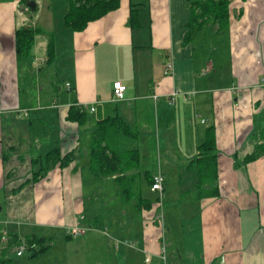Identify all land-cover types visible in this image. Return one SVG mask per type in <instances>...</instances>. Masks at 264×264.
Returning <instances> with one entry per match:
<instances>
[{"label":"crops","instance_id":"obj_1","mask_svg":"<svg viewBox=\"0 0 264 264\" xmlns=\"http://www.w3.org/2000/svg\"><path fill=\"white\" fill-rule=\"evenodd\" d=\"M68 10L65 0H0V238L9 236L6 244L0 240V264H38L54 260L56 251L64 264H264V155L241 163L264 122V0H230L228 26L219 30L210 21L188 42L189 0H120L81 32L65 26ZM21 27L42 33L31 58L19 63ZM21 78L30 87L35 78L36 104L21 100ZM117 82L127 88L123 100L114 98ZM73 106L89 107L84 125L68 119ZM117 116L133 132L119 135L118 150L140 154L127 174L140 191L126 204L118 175L90 170L92 134ZM33 122L47 129L33 134ZM212 125L220 193L199 201L190 163ZM56 148L75 159L34 181ZM159 173L162 200L150 186ZM139 197L152 199L151 207L137 211ZM75 228L85 232L73 236ZM14 238L51 242L46 252L23 259L18 246H9Z\"/></svg>","mask_w":264,"mask_h":264},{"label":"trees","instance_id":"obj_2","mask_svg":"<svg viewBox=\"0 0 264 264\" xmlns=\"http://www.w3.org/2000/svg\"><path fill=\"white\" fill-rule=\"evenodd\" d=\"M29 0H22L27 2ZM69 3V10L64 17V24L74 32H81L94 21L103 18L108 13L119 8L120 0H65ZM191 16L188 23V30L185 41L192 39V36L198 32L206 23L213 21L219 26V30L225 29L229 24L230 0H189ZM138 10L133 8L130 16L131 27L138 28ZM42 33V29L33 27H21L16 31V54L19 63L28 61L33 53L36 37ZM49 61L54 56L53 37L49 40L48 46ZM82 108V109H81ZM68 119L84 125L87 119L86 110L83 107H71ZM36 129H47L45 125L39 122L31 123V133ZM45 132V131H44ZM46 133V132H45ZM121 133L132 135L133 132L120 117H110L97 124L92 134V143L90 150V170L99 177L118 175L117 181L120 185V192L123 202L129 203L136 194H139L140 186L129 183L127 174L136 169L140 154L138 150L121 152L118 150V138ZM258 143L252 153L247 154L242 159V164L257 160L264 155V122L257 131L254 132ZM34 134V133H33ZM39 159V158H38ZM75 159L73 153L62 156L61 151L56 148L50 151L46 157V168H41L33 172V180H38L41 176L60 164L61 167L67 166ZM37 160V162H39ZM235 162L240 163L238 154L235 155ZM197 169L198 181L194 196L197 200L215 197L219 195L217 185L218 179V155L216 152V137L214 125L206 129V138L203 143L198 145V153L190 163ZM153 183V177L150 178V186ZM22 188V187H21ZM137 201L136 209L150 208L152 199H143ZM155 200V199H154ZM48 241V243H47ZM50 240L46 238H28L24 242L14 238L9 246L17 247L26 243L29 250L33 253L31 258L46 252L50 247Z\"/></svg>","mask_w":264,"mask_h":264},{"label":"built area","instance_id":"obj_3","mask_svg":"<svg viewBox=\"0 0 264 264\" xmlns=\"http://www.w3.org/2000/svg\"><path fill=\"white\" fill-rule=\"evenodd\" d=\"M172 71H173V65L168 63L166 65V68H165V73L170 74V72H172ZM67 87L70 89V84H67ZM126 90H127L126 86L123 85L122 83H120V82L114 83L113 92H114L115 100L125 99ZM177 95H178V93L175 92L170 96L169 100H170L171 104L174 103ZM81 107H83L84 109H89V107H87V106H81ZM90 110L93 112V111H95V108L92 107ZM23 112L26 114V111H23ZM164 183H165V177L162 174L159 173V174H156L153 176V183L151 186V191L158 194L160 197V200H162V197H163ZM84 232H85L84 230H79V229L75 228L71 231V234L73 236H78ZM0 240L3 244L8 243L9 236L7 235V232H4L1 235ZM129 246L133 247L134 243H130ZM27 249H29V247L26 245V243H22L20 246H18L17 255L22 256L23 254H25V251ZM166 250H167L166 246H163L162 250H161V256L163 258H165V256H166Z\"/></svg>","mask_w":264,"mask_h":264},{"label":"rangeland","instance_id":"obj_4","mask_svg":"<svg viewBox=\"0 0 264 264\" xmlns=\"http://www.w3.org/2000/svg\"><path fill=\"white\" fill-rule=\"evenodd\" d=\"M21 80H22V78L20 79V85H19L20 98L23 101L27 100V102H31L33 100V104H36V102L38 100V94H37V90L33 89L35 86V81H36L35 78H33V80H32V86L31 87H30V84H27L26 82H23ZM46 92H47V90H44V94H46ZM169 103L171 104L170 101H169ZM147 158L151 161V163L154 162L152 159V154L147 155ZM143 187H145V186L143 185ZM120 197H122V196H120ZM124 204H126V203H124ZM92 235H93V233L89 232L87 234V236L84 235V236L80 237V240L83 242V244H81V245L84 246V243H87V245H89L90 240H88V238L91 237ZM55 242H56V240H55ZM71 245H72V247L74 246V244H71ZM30 253H31V251L29 249H27L25 251V257L23 259H29L31 257V256H29ZM52 258H54V260H47V258H42V260H39L38 264H52L51 262H53V261H55L56 264H64L62 261V257L59 255V253L57 251L55 252L54 256H52Z\"/></svg>","mask_w":264,"mask_h":264},{"label":"water","instance_id":"obj_5","mask_svg":"<svg viewBox=\"0 0 264 264\" xmlns=\"http://www.w3.org/2000/svg\"><path fill=\"white\" fill-rule=\"evenodd\" d=\"M28 6L32 8V10H34L35 8V3L34 2H30L28 3Z\"/></svg>","mask_w":264,"mask_h":264},{"label":"bare ground","instance_id":"obj_6","mask_svg":"<svg viewBox=\"0 0 264 264\" xmlns=\"http://www.w3.org/2000/svg\"><path fill=\"white\" fill-rule=\"evenodd\" d=\"M109 76H110V74H108ZM96 77V76H95ZM113 78V77H112ZM106 79H110V77H108V78H106ZM64 82V81H63ZM56 85V84H55ZM64 88V87H63ZM63 90V89H62ZM58 92V91H57ZM60 93V92H59ZM73 94V93H72ZM101 94H103V93H101ZM73 96V95H72ZM109 96V95H108ZM110 97V96H109ZM71 99V98H70ZM22 100V99H21ZM22 102V101H21ZM76 102V101H75ZM58 103H59V101H58ZM100 103V102H99ZM102 104V103H101ZM82 109V108H81Z\"/></svg>","mask_w":264,"mask_h":264}]
</instances>
